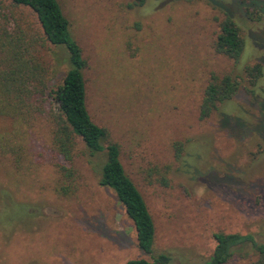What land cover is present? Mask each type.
<instances>
[{"label": "rangeland", "instance_id": "374dc122", "mask_svg": "<svg viewBox=\"0 0 264 264\" xmlns=\"http://www.w3.org/2000/svg\"><path fill=\"white\" fill-rule=\"evenodd\" d=\"M133 1L57 0L86 62L89 114L118 146L125 173L154 220L153 252L167 253L178 264H198L211 255L214 233H252L264 242V139L254 130L258 119L264 123L258 110V101L264 110L261 5L147 0L132 7ZM235 2L245 43L238 62L214 50L224 10H234ZM4 16L8 30L20 27L27 38L39 32L27 8L0 2ZM35 53L54 89L67 71L65 53L37 44ZM256 63L263 76L252 86L245 68ZM224 75L240 83L232 101L219 107L232 118L214 113L200 120L207 84ZM38 105L42 112L7 136L18 153H0V202L17 205L0 216V264L150 260L113 191L99 184V157H91L75 137L66 163L54 149L56 104L48 98ZM175 143L181 145L178 158ZM60 166L74 172L66 193L61 188L69 183Z\"/></svg>", "mask_w": 264, "mask_h": 264}, {"label": "trees", "instance_id": "16d2710c", "mask_svg": "<svg viewBox=\"0 0 264 264\" xmlns=\"http://www.w3.org/2000/svg\"><path fill=\"white\" fill-rule=\"evenodd\" d=\"M146 1L134 0L131 6L140 7ZM254 1L255 7L261 5L260 13L264 14V2ZM0 2L29 9L35 15L39 28L38 33H32L27 38L20 27L12 31L7 29L6 16L0 18V121L8 122L5 123V127H0V153H18L20 150L18 145H12L7 136L11 135L18 125L27 123L33 114L42 112L38 101L51 98L56 104L51 118L55 125L53 138L57 155L66 163L70 162L74 138L78 137L91 157H99L101 162L99 184L113 191L134 225L138 248L150 256V260L134 259L125 264H178L167 253L153 252L156 228L146 202L125 173L119 158L118 146L108 141L106 130L96 125L89 114L83 77L86 62L79 45L71 35L69 22L57 0H0ZM234 6V10L231 8L224 10L226 18L220 25L214 50L238 62L245 43L241 27L235 19L240 16L238 12L240 5L235 2ZM250 14L247 15L252 18ZM261 17L258 16L254 20L260 21ZM36 44L40 47L53 46L65 53L62 62L66 65L67 71L54 89L48 86L49 75L35 53ZM245 74L250 78L252 86H257L263 76L262 67L258 63L246 67ZM239 89L240 83L231 75H224L221 78L213 76L204 90L199 105V119L205 120L214 113H218L220 118H232V115L226 114L219 107L231 102ZM260 107L261 102L258 101L259 116L262 114L261 111L264 112ZM235 117L243 119L241 115ZM254 130L264 139L263 120L261 122L257 120ZM180 146L178 143L174 144L177 158L180 155ZM15 164H20L19 156L15 158ZM59 169L65 181L69 183L68 186L61 188L62 193H66L74 172L66 166H60ZM161 177L162 182L166 180L164 176ZM14 206L17 205L13 202H0V216L12 210ZM212 237L214 248L211 255L198 264H241L242 261H247L245 264H264V242L255 234L214 233Z\"/></svg>", "mask_w": 264, "mask_h": 264}]
</instances>
